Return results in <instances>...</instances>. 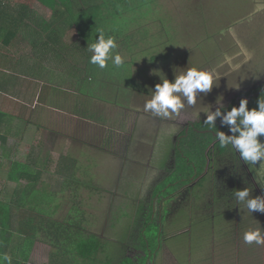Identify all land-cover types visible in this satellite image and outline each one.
<instances>
[{
	"label": "rangeland",
	"instance_id": "rangeland-1",
	"mask_svg": "<svg viewBox=\"0 0 264 264\" xmlns=\"http://www.w3.org/2000/svg\"><path fill=\"white\" fill-rule=\"evenodd\" d=\"M9 1L16 6L14 0ZM120 1H95L94 3L102 4L101 7L108 13V17H98L94 20V25L86 22L80 23L79 28L73 26L77 33L83 35L84 40H70L75 37L70 36L69 30L68 39H61L59 47L66 55L70 54L68 50L74 49L78 50L74 52L81 54L90 74L86 85H78V90L93 96L95 101L114 96L113 93L122 95V98L128 97L129 89L138 93L146 90V93L141 95L144 102H141L139 107L128 105L131 110L136 109L140 124L137 128H141L136 135L133 134L134 143L128 147L129 151H118L119 157L115 158L103 152L102 154L98 149L81 145L78 139L71 135L68 137L64 134L65 136L59 139V131L69 123H61L65 117L62 114L43 122L41 113L35 112L37 126L34 125L35 128L30 130L23 126V123H16L15 133L16 108L14 107L13 112L9 107L8 113H5L8 117L4 127L1 126V134L6 137V143H0V197L13 202L16 200V193L29 183L26 179L19 182L9 179L16 163L31 166L21 169L37 175L38 173L33 171L34 163H39L40 166L50 159L48 173H44L35 184L36 189H44L46 196L34 198V204L30 207L37 208L40 204L43 212L49 213L53 221L77 229L68 223L74 222L80 225H77V230L83 232L85 237L97 238L101 245L96 258L101 263L97 264H120L125 258H132L138 264L144 253H154L148 243L144 247L142 244L140 231L145 220L142 209L150 208L153 203V188L164 179L170 167H173L177 137L187 124L207 118L216 105L221 88L231 91L250 88L257 85L260 73L264 74V64L260 68L264 63V59L261 60L264 58V0H128V6L122 5ZM34 8L40 16H45L48 20L54 15L39 2L34 4ZM98 29H103L106 37H115L119 48H116L115 52L125 58V66L117 68L109 60L105 68L88 67V44L95 42L96 37V42H99ZM223 30H226V33L220 32ZM231 30H234V33H228ZM137 31L140 32V37L130 41L132 34ZM213 35H219L217 42L222 44L224 49L215 46ZM147 36L145 43L138 44L141 38ZM245 39L247 41L244 42ZM67 43L70 47H65ZM12 44L11 49L21 61V74L26 77L36 75V79H41L42 69L31 67L32 62L34 64L31 56L39 53L20 38ZM76 44L79 45L78 48H74ZM245 47L253 52H244ZM256 50L261 57L259 54L257 56ZM79 53L74 59L80 58ZM91 53L94 54V51ZM50 54L52 53L47 55ZM242 56L245 59L244 64L247 65L245 67L242 63H237L242 66L239 79L220 81L219 75L222 73L225 77V72H230L233 68L230 62ZM133 60L140 64L136 70H132ZM225 62L229 64L224 67ZM249 62L254 64L250 65ZM10 63L8 68L13 64ZM81 63L82 61L74 62L75 66H71L75 67L76 76L82 70ZM204 65L206 66L202 69L200 66ZM189 68L210 70L214 76L212 90L198 91L194 105H190L187 98L179 93L184 107L178 114L171 110L167 116L153 115L151 110L145 111V104L152 98L157 84L162 83L163 79L175 82L176 77ZM49 76L51 77V73ZM102 83L104 88L101 90L99 87ZM238 86L241 88H237ZM108 90L112 93L109 94ZM99 94L100 96H97ZM71 96L69 90H58L55 102L60 103L61 99ZM132 96L128 103L132 101ZM88 106L89 103L85 101L83 110L88 111ZM67 118L71 119L69 116ZM13 133L16 135L12 138ZM123 143L126 142L123 140ZM261 144H264V138ZM123 146L127 149L126 144ZM66 161L75 162V169L66 170V165H63ZM163 161L166 162L164 166ZM261 162H264V157L258 161V170L255 172L247 168L237 149L234 153L232 148L228 147L226 155L216 154L209 162V179L205 183V188L209 191L206 192L208 197L204 196L205 193L191 192L190 190L195 188L192 186L180 194L170 206L167 228L164 234L159 232V236L163 237L161 251L156 252L157 264H177V260L180 264H264V245H257L255 242L247 244L243 239L246 231L259 228L264 232V211L247 208L248 200L264 198V188L260 184L264 178L259 167ZM108 163L109 168L106 167ZM63 170V176L66 178L71 174L75 177V189L61 192V186L51 185L56 171H61L62 175ZM235 185L239 191H249L245 200L242 201L238 195H233L226 201V198L223 199L218 194L227 192ZM153 208L155 216L162 210L157 201L154 202ZM214 208L216 214H228L227 219L230 220L219 219L217 224L213 225L211 220ZM208 219L210 225L204 223L208 222ZM228 225L230 227L227 229ZM220 232L222 238L219 236ZM227 232L229 233L224 240ZM169 236L174 237L168 240L171 238ZM153 248L155 249L154 245ZM52 251L53 249L45 247L40 253L43 258H48ZM153 259L152 264H156L154 256Z\"/></svg>",
	"mask_w": 264,
	"mask_h": 264
},
{
	"label": "trees",
	"instance_id": "trees-1",
	"mask_svg": "<svg viewBox=\"0 0 264 264\" xmlns=\"http://www.w3.org/2000/svg\"><path fill=\"white\" fill-rule=\"evenodd\" d=\"M16 6L9 0H0V40L2 41V47H6V52L0 55L1 61L8 65L9 62L15 63L16 61L21 62L15 56L14 50L11 49L13 42L20 38L26 40H35L38 42H45L46 52H43L45 57L50 49L58 52L56 49H62L60 40L68 39V32L70 40L81 39L84 40L83 35L77 33L73 26L79 28L80 23L90 22L92 25L94 20L98 17H108V13L101 6L102 4L94 3L97 0H14ZM110 1V0H109ZM39 2L43 8L49 9L54 15L51 20L40 16L35 10L34 4ZM89 4L88 7L84 5ZM93 3V5H90ZM122 5H129L128 0H121ZM100 5V6H99ZM36 26V27H34ZM140 37V32L137 31L132 34L130 41ZM148 36L144 39L141 38L139 43H145ZM141 44V45H142ZM69 43L65 45L68 46ZM86 45V44H85ZM76 44L74 48H78ZM121 47V46H120ZM36 46H34V49ZM119 50V48H117ZM21 51V49L19 48ZM77 50V49H74ZM74 50H68L70 60L80 62V66H83L80 75L79 85H86L89 80V71L83 61L82 56L79 52ZM78 51V50H77ZM80 54V58L74 59V56ZM90 56L87 58V65L90 69L97 68V65L90 63V59L93 53L89 52ZM57 54V53H55ZM38 54H36L37 57ZM40 55V54H39ZM38 55V57H40ZM17 59V60H16ZM10 63V64H11ZM56 63H61V57H57ZM138 61L133 60L132 65H137ZM125 66V65H124ZM127 66V65H126ZM96 74V73H95ZM264 99V93H260L259 96H254L248 103V109L259 110L258 101ZM5 114L0 112V143H6V137L2 135L1 123H5ZM218 120H220L218 118ZM221 125V132H226L232 129L236 125L231 123L223 122ZM240 118H237V124L239 125ZM244 127V126H241ZM220 126L216 123L214 130H218ZM233 136H239L240 132L231 133ZM207 136H212L211 134ZM259 141L264 138V134H260ZM185 148V147H184ZM184 154V158L181 157L180 153H177L178 166L182 169V180L181 184L185 185L189 183V178L195 174V170L198 169V174L203 171V165L205 163V148H197L196 146H189L187 150L181 151ZM51 158V157H50ZM45 164L39 165L34 163L35 170L38 174L35 175L29 171H22L21 168H30L31 166L22 165L19 163L15 164L14 170L12 171L9 179L12 181L19 182L22 179L29 180L27 186L24 189L16 193V200L11 202L5 197H0V254L7 253L13 257L12 264H97L101 263L96 260L98 253L100 252L101 245L97 238L94 236L85 237L84 233L77 230L79 224L74 222H68L71 226H75L77 229L69 228L63 223L55 222L50 219V214L43 212L42 206L39 204L37 208H32L34 204V198H41L46 196L43 188L36 189L35 184L39 182L44 173H48V161ZM75 163L73 161H66L63 165L67 169H72ZM39 167V170H38ZM58 167V166H57ZM62 165L59 166L61 168ZM197 167V168H196ZM58 168V169H59ZM64 169V170H65ZM60 175L61 171H56L55 177L52 178V186H61V192L70 191L75 189L77 182L75 177L71 174L68 178ZM185 179V180H184ZM79 184V183H78ZM50 186V185H49ZM63 187V188H62ZM34 190V191H33ZM56 197L58 193L55 192ZM53 210V209H52ZM142 233V244L143 247L146 243L149 244L152 251H154L153 245L159 240V227L157 226L156 220L148 219L144 224V228L141 230ZM140 233V234H141ZM157 241V242H156ZM47 244V245H46ZM48 247L53 249L48 258H43L40 251L42 248ZM124 264H134L133 261L127 260Z\"/></svg>",
	"mask_w": 264,
	"mask_h": 264
},
{
	"label": "flooded vegetation",
	"instance_id": "flooded-vegetation-1",
	"mask_svg": "<svg viewBox=\"0 0 264 264\" xmlns=\"http://www.w3.org/2000/svg\"><path fill=\"white\" fill-rule=\"evenodd\" d=\"M232 27V26H231ZM234 30H236L234 27H232ZM234 30L229 31L228 33H234ZM220 32H224L226 33V30L220 31ZM219 38V35H213V41L215 46H217V48H222L224 49L217 41ZM247 41V39L244 40V42ZM225 43V42H224ZM240 51V50H239ZM222 52V51H221ZM244 52H253L252 50H250V48L247 49V47H245ZM257 56L259 54V52L256 50ZM259 57H261V55L259 54ZM264 58H261V60ZM256 60L258 61L259 58H256ZM244 57H240L232 62H230L233 65V68L231 69L230 72H225L226 76L224 77V75L221 73L219 75V80L222 82L225 81H229V80H233V79H239L240 74L239 72H241V67L246 65L244 64ZM237 63H242V66H239V64ZM250 65H253L254 63L249 62ZM226 63L223 65L224 67L226 66ZM264 63L261 64L260 68L263 66ZM206 65L204 66H200L202 69H204ZM140 67V64L138 63L137 65H133V69L132 70H136ZM208 72H210V70H206ZM239 74V75H238ZM261 75H259V80L257 82V85H254L250 88H241L240 86H238L237 88H241V89H237V90H229L228 88H221L218 91V99L216 102V105H218V107L215 105L212 109V112L216 110H219L221 112V115L217 116L214 124H218L220 126V128L218 130H214L212 128H210L207 124H206V119L203 121H199V122H193V123H189L187 124L186 128L184 130L181 131L180 135L177 137L176 143L174 145V163H173V167H170L171 169L168 170L167 175L164 177V179L155 186V188H153L152 190V201L153 203L150 204V208L149 209H142V213L144 215V222H143V226L141 228V230L144 228V224L147 222L148 219L150 220H156L157 222V226L159 227V232L164 234V231L166 230L167 226H166V222H167V216L170 214V206L172 205L173 202H175V200L177 199V197L182 194L185 190L190 189L192 186H194L195 188H192L190 191L191 192H197L198 194H204V196H206V192L209 193L208 189L205 188V183L208 182L209 179V162L211 160H213V157L217 154V155H221L224 156L228 153V147H231L232 150L235 153V150L237 149V153L240 157V159L242 161H245V159L243 158L239 148L236 146V148L234 149V144L229 143L225 148H221L219 143V138H218V132H221V121L223 120V122H225L224 117L227 116L228 112H230L232 110L233 107H239L241 104L242 100H247L248 103L251 101V99L254 96H259L260 93H264V74L262 75V73H260ZM133 80H135L134 76L132 77ZM171 81V80H170ZM144 84V82H143ZM149 85H151L149 83ZM154 86V85H153ZM152 86V87H153ZM146 86H144L145 89ZM130 91L127 92V96L128 97H123L122 95H116L115 93L114 96H110V97H105L106 102L104 105L100 106V108H94L92 111H90V115L89 117L94 120L95 122H97L98 124L102 125L105 127L104 130H97L94 128H90L89 126H84V125H67L66 129H62L59 131V134H61V138L63 136H73L74 138H77L79 143L81 145H85L88 146L92 149H98L99 152H103L104 154L108 155V156H112V157H119L118 151H129L128 147L134 143V138H133V134L136 135L137 132H139V130L141 128H137L139 127V121H138V115L134 110H131V108H128V105H130V107H139V105L141 104V102H144V98H141V95L145 94L146 90L142 93H138L135 92L133 89H129ZM111 92L108 90V93ZM112 93V92H111ZM220 93H222L220 95ZM110 94V93H109ZM133 95V96H132ZM220 95V96H219ZM132 96V101L128 100L129 98ZM126 101V102H125ZM126 105V106H125ZM217 107V108H216ZM216 108V109H215ZM218 118L220 120H218ZM240 124V122H239ZM243 126V125H240ZM227 136L231 137L233 136L231 133H233L231 131V129H229V131L227 130L226 132H224ZM65 134V135H64ZM211 134L212 136H207ZM259 139V137H258ZM123 140L126 143H123ZM124 144L127 145V149H124ZM196 146L197 148H205V163L203 165V171L201 172V174H198V169L195 170V174L192 175L189 180V183L187 184H181L182 180H177V178H182L183 174L181 167L178 166V157H177V153L179 152L181 157L184 158V154L181 153L182 149L183 150H187L189 148V146ZM185 147V148H184ZM102 153V154H103ZM75 163V162H74ZM165 161L162 162V166L165 165ZM245 164L247 165V168L249 170H253V171H257L258 170V161L255 162V165H251L249 162L245 161ZM76 166V163H75ZM110 164L108 163L106 167L109 168ZM246 167V166H245ZM197 168V167H196ZM208 175V176H207ZM207 176V177H206ZM264 178H262L261 180V187L264 188ZM185 180V179H184ZM233 182V180H232ZM234 183H236V181H234ZM237 186H240V182L237 183ZM238 187H236V185L234 187H231L230 190L226 191H222V193L218 192V194L220 196H222V198H226V201L229 200V198H231L233 195H237ZM259 187V186H258ZM215 192L216 189L214 188ZM241 190V189H240ZM208 197V196H206ZM203 199L205 197H202ZM157 201L160 205H161V211L155 216L154 213V208H153V204L154 202ZM227 207V204H225L224 208ZM208 208V207H207ZM217 209H219L217 207ZM222 208H220L219 210H221ZM258 212V211H257ZM222 214L215 213V208L214 211L212 213V219L211 220L213 222V225L217 224V221L219 219H221L222 221H226V220H230L227 219L228 218V214H225V216H221ZM244 220V219H241ZM208 222H204L210 225V220H207ZM230 227V225H228L227 229ZM141 233V231H140ZM215 233V229H213V234ZM229 232H227L224 236V240L227 236ZM177 234V233H176ZM174 234V235H176ZM185 234V233H184ZM140 236V235H139ZM219 236L222 238V232L219 233ZM162 235L159 236V240L158 242L155 244L154 243V253L152 254H148V253H144V256L141 257L138 261V264H152L154 262L153 256L154 258H156L155 263H158V257H157V251L160 253L161 251V241H162ZM171 238H169L168 240H171L174 236H169ZM47 245V244H46ZM44 245V248L45 246ZM156 245V246H155ZM46 248H51L49 245ZM152 248V247H151ZM140 252H142V250H139ZM164 251V248H163ZM124 260H131L133 261L134 264L135 261L131 258V259H127L125 258ZM123 260V261H124ZM123 261L120 264H124ZM177 264H180L177 260Z\"/></svg>",
	"mask_w": 264,
	"mask_h": 264
},
{
	"label": "clouds",
	"instance_id": "clouds-1",
	"mask_svg": "<svg viewBox=\"0 0 264 264\" xmlns=\"http://www.w3.org/2000/svg\"><path fill=\"white\" fill-rule=\"evenodd\" d=\"M99 42L88 44V50L94 51L91 56L90 63L99 66V68L107 67L108 61L120 68L125 64V58L115 52L118 47L115 37L105 36L103 29H98ZM214 85V76L211 72L189 68L185 73L177 76L175 82L169 79H163L162 83L155 86V91L152 98L145 104V111H152V114L169 115V110L179 113V110L184 107L181 95L187 98L190 105H194L197 101L198 91H211ZM259 110L248 109V101L242 100L239 107H233L227 116L224 117L225 122L236 125L231 129L233 133L239 131V136H227L223 132H218L219 145L225 148L229 143L237 146L245 159L251 165H255L261 157H264V144L258 140L260 134H264V99L258 101ZM221 112L217 110L209 112L206 119V124L210 128H215L214 121ZM240 118V124H237V118ZM243 125L244 127H241ZM260 172L264 175V162L260 163ZM237 195L240 200H245L249 196L248 190L238 191ZM249 210L264 211V198H254L247 201ZM244 242L257 245H264V232L259 228L246 231L243 235ZM13 257L7 253L0 254V264H12Z\"/></svg>",
	"mask_w": 264,
	"mask_h": 264
},
{
	"label": "crops",
	"instance_id": "crops-1",
	"mask_svg": "<svg viewBox=\"0 0 264 264\" xmlns=\"http://www.w3.org/2000/svg\"><path fill=\"white\" fill-rule=\"evenodd\" d=\"M22 41H25L26 44L33 49L34 46H36L35 50L40 54V57H38V55L37 57L36 55L31 56V59L34 60V64L32 62L31 67L38 70L40 67L42 69L41 73L43 74L41 79H36V75L26 77L21 74L19 63H13L10 65V68H8L6 65H1L4 64V62L1 61L0 57V112L4 114L8 113L9 107L14 112V107L16 108V111L14 112V118H16L14 124L15 133L17 130L16 123L21 122V124L23 123V126H27L26 128L30 130L35 128L34 125L37 126L36 116H34L35 112L41 113L40 117L43 122H46L50 117L52 118V116L56 117V115L62 114L65 115V117L61 123L68 121L69 123H67V125H84L99 131L104 130L105 127L92 120L89 117L88 112L92 111L94 108H100V106L105 104L106 99L102 98L95 101L93 96H88L78 90L80 82L79 76L82 72L76 76L75 67L71 68V66H75L74 62L76 61L70 60L68 55L64 54L61 49H56L58 52L50 49L49 53L52 54L43 57L41 55H43V52H46L45 48L43 49V46H45L44 41H29L26 39H22ZM5 50L6 47H2L1 41L0 55L6 52ZM15 56L18 58L17 55ZM57 57H61V63H59V65L56 63ZM80 67L83 69V66ZM46 68L48 69L46 70ZM60 70L62 72H60ZM50 73L51 77L49 76ZM7 80H9V84L7 83ZM99 88L102 90L104 88V83H102ZM58 90L63 92L69 90L72 93V96L67 98L68 100L66 99V96L64 98L66 101L61 99L60 103H56L55 99L57 98ZM97 96H100V94ZM82 97L87 99L83 100L81 99ZM85 101L89 103L88 111L83 110V104ZM61 104L67 105L61 106ZM5 116L7 119L8 116L6 114ZM68 116L71 119L67 118ZM1 126L4 127L3 122L1 123ZM15 133H13L12 138L16 135ZM60 136L59 139H61Z\"/></svg>",
	"mask_w": 264,
	"mask_h": 264
}]
</instances>
